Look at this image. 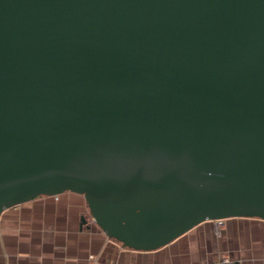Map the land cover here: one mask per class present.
Here are the masks:
<instances>
[{
  "label": "water",
  "instance_id": "1",
  "mask_svg": "<svg viewBox=\"0 0 264 264\" xmlns=\"http://www.w3.org/2000/svg\"><path fill=\"white\" fill-rule=\"evenodd\" d=\"M65 192L135 251L264 220V0H0V215Z\"/></svg>",
  "mask_w": 264,
  "mask_h": 264
},
{
  "label": "crops",
  "instance_id": "2",
  "mask_svg": "<svg viewBox=\"0 0 264 264\" xmlns=\"http://www.w3.org/2000/svg\"><path fill=\"white\" fill-rule=\"evenodd\" d=\"M222 257L264 264V220L206 221L157 250L135 251L109 238L83 196L71 192L0 215V264H207Z\"/></svg>",
  "mask_w": 264,
  "mask_h": 264
},
{
  "label": "built area",
  "instance_id": "3",
  "mask_svg": "<svg viewBox=\"0 0 264 264\" xmlns=\"http://www.w3.org/2000/svg\"><path fill=\"white\" fill-rule=\"evenodd\" d=\"M223 220H219L217 221L219 224L222 223ZM207 264H240V262L238 260H235V259H231V258H228V257H222L221 259L219 260H216V261H212L210 263H207Z\"/></svg>",
  "mask_w": 264,
  "mask_h": 264
}]
</instances>
